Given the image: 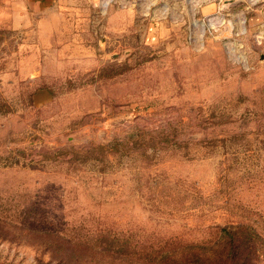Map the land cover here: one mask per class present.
<instances>
[{
	"label": "rangeland",
	"instance_id": "obj_1",
	"mask_svg": "<svg viewBox=\"0 0 264 264\" xmlns=\"http://www.w3.org/2000/svg\"><path fill=\"white\" fill-rule=\"evenodd\" d=\"M194 1L0 0V264L264 240V0Z\"/></svg>",
	"mask_w": 264,
	"mask_h": 264
},
{
	"label": "trees",
	"instance_id": "obj_2",
	"mask_svg": "<svg viewBox=\"0 0 264 264\" xmlns=\"http://www.w3.org/2000/svg\"><path fill=\"white\" fill-rule=\"evenodd\" d=\"M153 260L151 264H264V240L249 225H228L212 242L161 250Z\"/></svg>",
	"mask_w": 264,
	"mask_h": 264
},
{
	"label": "crops",
	"instance_id": "obj_3",
	"mask_svg": "<svg viewBox=\"0 0 264 264\" xmlns=\"http://www.w3.org/2000/svg\"><path fill=\"white\" fill-rule=\"evenodd\" d=\"M21 2V8H23L21 13L17 10H14L15 22H18L19 24L24 23L27 19L26 12L29 13L30 17L32 16V14H42L54 8L56 6L57 0H21ZM25 23L26 24H23V27H25V25H29L27 24L28 20Z\"/></svg>",
	"mask_w": 264,
	"mask_h": 264
},
{
	"label": "bare ground",
	"instance_id": "obj_4",
	"mask_svg": "<svg viewBox=\"0 0 264 264\" xmlns=\"http://www.w3.org/2000/svg\"><path fill=\"white\" fill-rule=\"evenodd\" d=\"M195 1H196V0H195ZM195 1H194V2H195ZM194 2H193V3H194ZM105 5H106V4H105ZM105 5L103 4V7H105ZM193 6H194V5H193ZM215 22H216L215 20H212V21H211L212 25L215 24ZM203 30H204V29H203Z\"/></svg>",
	"mask_w": 264,
	"mask_h": 264
},
{
	"label": "built area",
	"instance_id": "obj_5",
	"mask_svg": "<svg viewBox=\"0 0 264 264\" xmlns=\"http://www.w3.org/2000/svg\"><path fill=\"white\" fill-rule=\"evenodd\" d=\"M252 2H256V1L252 0Z\"/></svg>",
	"mask_w": 264,
	"mask_h": 264
}]
</instances>
